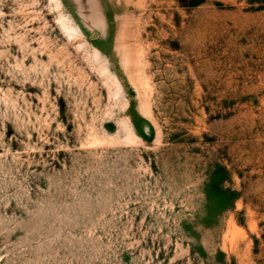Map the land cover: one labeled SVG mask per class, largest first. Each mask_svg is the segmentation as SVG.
Masks as SVG:
<instances>
[{
    "label": "rangeland",
    "instance_id": "obj_1",
    "mask_svg": "<svg viewBox=\"0 0 264 264\" xmlns=\"http://www.w3.org/2000/svg\"><path fill=\"white\" fill-rule=\"evenodd\" d=\"M0 264H264V0H0Z\"/></svg>",
    "mask_w": 264,
    "mask_h": 264
}]
</instances>
